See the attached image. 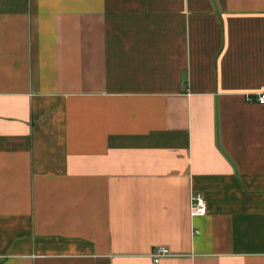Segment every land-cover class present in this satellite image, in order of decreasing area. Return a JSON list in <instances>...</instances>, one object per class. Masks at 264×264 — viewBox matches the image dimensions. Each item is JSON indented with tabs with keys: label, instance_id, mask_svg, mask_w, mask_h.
Listing matches in <instances>:
<instances>
[{
	"label": "crops",
	"instance_id": "crops-1",
	"mask_svg": "<svg viewBox=\"0 0 264 264\" xmlns=\"http://www.w3.org/2000/svg\"><path fill=\"white\" fill-rule=\"evenodd\" d=\"M260 92L264 0H0V264H264Z\"/></svg>",
	"mask_w": 264,
	"mask_h": 264
},
{
	"label": "built area",
	"instance_id": "built-area-1",
	"mask_svg": "<svg viewBox=\"0 0 264 264\" xmlns=\"http://www.w3.org/2000/svg\"><path fill=\"white\" fill-rule=\"evenodd\" d=\"M248 102H256L260 105H264V92L254 94L249 96L246 99ZM206 201L201 194H196L190 198L189 211L190 216L194 217H203L206 214ZM170 256V252L167 248L157 247L153 250L151 257H153L154 263H158L159 260L163 257Z\"/></svg>",
	"mask_w": 264,
	"mask_h": 264
}]
</instances>
